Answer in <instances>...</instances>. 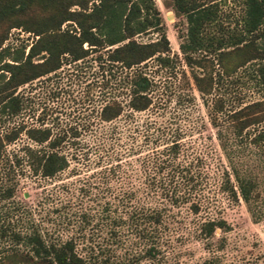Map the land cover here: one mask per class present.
I'll list each match as a JSON object with an SVG mask.
<instances>
[{"label": "rangeland", "instance_id": "rangeland-1", "mask_svg": "<svg viewBox=\"0 0 264 264\" xmlns=\"http://www.w3.org/2000/svg\"><path fill=\"white\" fill-rule=\"evenodd\" d=\"M154 1L163 18L169 42L167 53L172 61L162 66L149 58L139 66L152 81L151 106L143 111L123 106L116 118L98 121L97 111L104 101L114 97L125 103L124 68L112 66L108 70L91 58L93 54L81 61L63 60L54 72L17 87L23 107L0 123V132L18 124L25 127L44 124L51 125L54 133L62 130L68 135L69 127H74L77 134L72 138L76 142L63 149L68 166L52 177L32 174L22 147L35 143L22 129L5 144L0 157V185L14 187L10 198L18 201L21 223L26 218V223L32 222L42 231L62 237L73 235L76 250L87 264H207L210 260L218 264H264V150L251 144L248 138H233L229 132L223 148L210 120L214 114L219 121L222 110L259 98L261 91L244 69L235 71V80L222 81L217 78L218 66L207 63L216 81L210 93L201 96L177 47L179 38L173 26V12L162 0ZM215 1V19L206 30L213 35H225L226 29L239 28L240 1ZM155 36L154 32H147L134 38L143 41ZM34 37L20 26L9 27L0 45L3 59L8 60L20 48L25 53ZM219 97L223 100L221 111L212 105ZM154 137L162 141L176 138L181 158L194 159L203 176L197 212H191L185 205L174 207L156 237L157 251L149 256L143 253L148 242L138 237L129 221L115 224L103 216L101 207L110 201V216L121 215L126 220L127 202L123 199L121 205L120 195L139 184L135 157L153 144ZM14 156L20 157L18 164ZM230 160L238 169H246L256 177L260 193L256 219L239 197L233 199L218 187L222 169L230 170ZM115 162L119 166L114 173L102 170ZM4 202L6 199L0 200V204ZM113 207L115 211H111ZM211 217L224 218L228 228L223 231L215 228L212 236L203 239L198 224Z\"/></svg>", "mask_w": 264, "mask_h": 264}, {"label": "trees", "instance_id": "trees-1", "mask_svg": "<svg viewBox=\"0 0 264 264\" xmlns=\"http://www.w3.org/2000/svg\"><path fill=\"white\" fill-rule=\"evenodd\" d=\"M239 1V28L226 29L225 35H213L206 30L215 19V0H162V3L173 12V26L179 38L177 47L201 96L209 94L216 81L207 68L214 63L219 69V80H235L233 74L242 68L261 91V97L224 110L220 97L212 102L217 111H223L219 121L214 114L210 118L221 146L225 148L229 132L233 138H248L247 141L264 150V0ZM11 26H20L35 37L25 53L23 48L15 50L8 60L3 59L0 51V123L23 107L17 87L54 72L63 60L81 61L93 54L91 58L100 66L106 65L108 70L112 66L124 68L125 103L114 97L104 101L97 111L100 122L116 118L123 106L131 111L150 107L152 81L139 66L149 58L162 66L172 61L167 53L169 42L163 18L154 0H0V45ZM147 32H154L156 36L143 41L134 38L138 33ZM69 128L70 134L66 135L62 130L52 132L51 125L18 124L0 132V157L5 144L23 129L25 136L35 143L22 147L30 172L52 177L69 164L63 149L75 144L72 137L77 134L74 127ZM13 159L16 164L20 161L17 156ZM135 160L139 184L120 195V202L123 199L127 202L126 220L121 215L110 216V201H105L101 210L115 224L128 220L138 237L148 242L143 253L152 256L157 251L156 237L169 212L181 205L191 212L199 209L203 175L194 159L181 158L176 138L162 141L154 137L153 144L137 154ZM118 166V162L110 163L102 170L114 173ZM229 169H222L218 187L233 199L239 197L256 219L260 195L256 177L246 169H238L231 160ZM13 190L12 185H0V200L6 199V203L0 204V264H87L76 250L73 235L62 237L42 231L32 222L26 223V218V224L21 223L18 201L10 198ZM111 211H115L114 207ZM215 228L223 231L228 224L222 217L206 218L199 222L198 233L208 239Z\"/></svg>", "mask_w": 264, "mask_h": 264}]
</instances>
